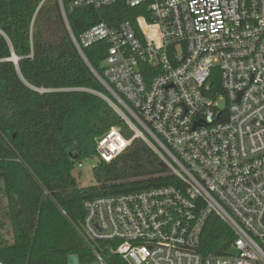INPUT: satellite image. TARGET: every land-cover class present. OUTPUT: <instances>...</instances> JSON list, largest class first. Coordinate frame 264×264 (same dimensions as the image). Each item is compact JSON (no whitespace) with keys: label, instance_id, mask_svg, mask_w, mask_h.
<instances>
[{"label":"built area","instance_id":"1","mask_svg":"<svg viewBox=\"0 0 264 264\" xmlns=\"http://www.w3.org/2000/svg\"><path fill=\"white\" fill-rule=\"evenodd\" d=\"M116 4L140 14L78 38L68 29L83 59L84 48L108 44L102 74L93 70L108 95L96 94L132 132L128 140L111 128L96 153L109 163L140 138L174 183L85 200L76 229L90 253L76 264H264V0L67 7ZM210 215L234 235L220 256L200 252Z\"/></svg>","mask_w":264,"mask_h":264},{"label":"trees","instance_id":"2","mask_svg":"<svg viewBox=\"0 0 264 264\" xmlns=\"http://www.w3.org/2000/svg\"><path fill=\"white\" fill-rule=\"evenodd\" d=\"M61 1L66 22L59 0H0V212L10 226V238L0 236V264L86 262L90 250L76 229L85 200L174 183L140 138L109 163L97 156L96 140L111 128L128 140L132 132L96 94L108 92L68 31L78 38L99 22L117 27L140 12L123 4L69 10V0ZM108 47L83 49L98 74ZM212 79L211 91H220L218 76ZM94 156L96 183L80 187L75 167ZM233 241L231 229L210 215L200 252L220 256Z\"/></svg>","mask_w":264,"mask_h":264},{"label":"rangeland","instance_id":"3","mask_svg":"<svg viewBox=\"0 0 264 264\" xmlns=\"http://www.w3.org/2000/svg\"><path fill=\"white\" fill-rule=\"evenodd\" d=\"M98 158L94 156L93 158L83 159L80 163V166L75 167V171L73 174L77 176L78 183L80 187H88L95 185V180L93 177L92 169L97 164ZM6 201L4 198L0 196V210L4 208ZM0 222L4 224V227H0V236L4 238H10L8 235V231L10 230L9 222L2 217V213L0 212Z\"/></svg>","mask_w":264,"mask_h":264},{"label":"water","instance_id":"4","mask_svg":"<svg viewBox=\"0 0 264 264\" xmlns=\"http://www.w3.org/2000/svg\"><path fill=\"white\" fill-rule=\"evenodd\" d=\"M11 61L14 62V64H16V61H17V58L15 57V55L13 54L11 59H9ZM85 61V63L90 67V69L92 70L93 72V69L91 68V66L88 64V62L83 59ZM97 142L99 141V139L96 140ZM77 263V258L75 256H72L70 259H69V264H76Z\"/></svg>","mask_w":264,"mask_h":264}]
</instances>
